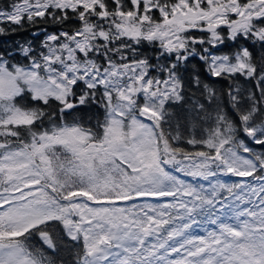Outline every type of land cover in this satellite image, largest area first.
<instances>
[{"label": "snow or ice", "instance_id": "snow-or-ice-1", "mask_svg": "<svg viewBox=\"0 0 264 264\" xmlns=\"http://www.w3.org/2000/svg\"><path fill=\"white\" fill-rule=\"evenodd\" d=\"M26 24L0 49V264H264V0H3L0 36Z\"/></svg>", "mask_w": 264, "mask_h": 264}, {"label": "trees", "instance_id": "trees-1", "mask_svg": "<svg viewBox=\"0 0 264 264\" xmlns=\"http://www.w3.org/2000/svg\"><path fill=\"white\" fill-rule=\"evenodd\" d=\"M2 3H3V0H0V4H2ZM3 26L9 27L8 25H3ZM10 27H15V25H11ZM34 27L35 26H31V25L26 24L24 28L16 29L15 33H13V34L0 36V49H11V48H14V46L17 44L22 45L25 42L32 41ZM41 27H43V25H41ZM42 38L43 37H41V39ZM35 43L38 45L39 40H36ZM191 66L192 67H198V62L193 61V64ZM206 82H210V81H206ZM241 86L249 87V88L251 87V85H244L243 83ZM214 87L217 88L218 90L226 91L228 88V85L222 80H217L214 83ZM85 114H86L88 119H92L93 116L95 115V110H91V111L86 110ZM188 131H189V133L198 134L195 127L189 128ZM186 135H187V133H186ZM182 146L186 147V148H191V146L187 145V144H182ZM250 146L252 147L254 152H257V153L264 152V148H261L259 145L250 144ZM177 175H180V174H177ZM183 179L189 180L190 182H194V183H202L200 180L199 181H192V178H190V177H183ZM219 179L227 180L228 182H232V181L238 180L240 178L231 177V176H228V177L221 176V177H219ZM55 258H57L58 262H59V260H64V261L69 262V264H70L71 259H72V257L69 255V252L66 250V247L60 248V250L56 253Z\"/></svg>", "mask_w": 264, "mask_h": 264}, {"label": "rangeland", "instance_id": "rangeland-1", "mask_svg": "<svg viewBox=\"0 0 264 264\" xmlns=\"http://www.w3.org/2000/svg\"><path fill=\"white\" fill-rule=\"evenodd\" d=\"M181 178L183 179V176H181ZM202 183H204L205 184V186H207V181H202V180H200Z\"/></svg>", "mask_w": 264, "mask_h": 264}]
</instances>
